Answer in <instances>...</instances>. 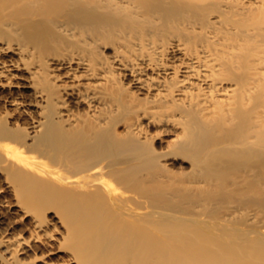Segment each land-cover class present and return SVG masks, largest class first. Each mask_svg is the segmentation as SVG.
I'll return each mask as SVG.
<instances>
[{
    "label": "bare ground",
    "instance_id": "1",
    "mask_svg": "<svg viewBox=\"0 0 264 264\" xmlns=\"http://www.w3.org/2000/svg\"><path fill=\"white\" fill-rule=\"evenodd\" d=\"M0 264H264V0H0Z\"/></svg>",
    "mask_w": 264,
    "mask_h": 264
}]
</instances>
